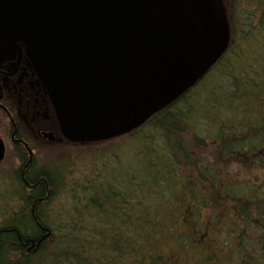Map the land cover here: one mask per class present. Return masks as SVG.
<instances>
[{
    "label": "trees",
    "instance_id": "16d2710c",
    "mask_svg": "<svg viewBox=\"0 0 264 264\" xmlns=\"http://www.w3.org/2000/svg\"><path fill=\"white\" fill-rule=\"evenodd\" d=\"M224 3L229 48L181 98L124 136L32 160L25 181L0 174V264H264V48L238 43L234 21L251 3L264 35V0Z\"/></svg>",
    "mask_w": 264,
    "mask_h": 264
},
{
    "label": "water",
    "instance_id": "95a60500",
    "mask_svg": "<svg viewBox=\"0 0 264 264\" xmlns=\"http://www.w3.org/2000/svg\"><path fill=\"white\" fill-rule=\"evenodd\" d=\"M10 41L26 45L62 135L84 144L181 98L227 52L231 27L224 0H0Z\"/></svg>",
    "mask_w": 264,
    "mask_h": 264
},
{
    "label": "flooded vegetation",
    "instance_id": "af4514ba",
    "mask_svg": "<svg viewBox=\"0 0 264 264\" xmlns=\"http://www.w3.org/2000/svg\"><path fill=\"white\" fill-rule=\"evenodd\" d=\"M0 140L4 148L0 174H20L22 181L43 147L72 143L60 131L49 94L22 41L0 42Z\"/></svg>",
    "mask_w": 264,
    "mask_h": 264
},
{
    "label": "rangeland",
    "instance_id": "374dc122",
    "mask_svg": "<svg viewBox=\"0 0 264 264\" xmlns=\"http://www.w3.org/2000/svg\"><path fill=\"white\" fill-rule=\"evenodd\" d=\"M244 9L246 11H244L243 14H240L238 11L236 12V14L234 15V21L236 22V35H235V39L236 41L239 43L243 40H258L260 43L258 45H256V42L255 41H252V42H249L248 45H249V48H254L255 49V52L257 54H261L263 53L262 52V48H264V35H259L257 37V39H255L254 35L256 34V30H254V27L253 25H249L250 23L246 22V17L251 15V13L253 11H255L254 7H252V4H247L246 6H244ZM250 12V13H249ZM255 14V13H253ZM255 33V34H254ZM263 46V47H262ZM246 46L243 45V49L245 48ZM236 53L238 54V52L241 51V48H236L235 49ZM245 53H248L250 55V57L252 56L250 52H252L251 50L248 51H244ZM252 69H250L251 71ZM217 77L214 78V84H218V82L221 81L222 77L220 76V73L217 72ZM211 76V74L208 75V78ZM207 80V79H206ZM205 80V81H206ZM207 82V81H206ZM198 84V83H197ZM126 135V134H125ZM124 136V135H123ZM111 140V139H110ZM69 143H65L64 147L63 146H56L53 147V145H48L46 147H43L41 149V151L39 152V155H38V164L39 165H46L48 164L49 162H52L53 160H57V159H60L62 156L65 155L66 151H72L73 150V147L68 145ZM84 144H87V143H84ZM61 147H63V149H60ZM59 148V149H58ZM87 150H89V148H86ZM91 150V149H90ZM96 150H91L93 153L92 154H87L86 155V159L84 160L83 164L80 166V169H86V170H80L82 173H89V169H87L89 166H90V160L91 159H94L95 158V154H96ZM101 150V149H99ZM102 151V150H101ZM240 171H242L243 174H245L246 172L242 169H240Z\"/></svg>",
    "mask_w": 264,
    "mask_h": 264
}]
</instances>
